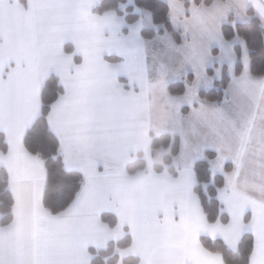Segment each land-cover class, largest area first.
<instances>
[{
    "label": "snow or ice",
    "instance_id": "1",
    "mask_svg": "<svg viewBox=\"0 0 264 264\" xmlns=\"http://www.w3.org/2000/svg\"><path fill=\"white\" fill-rule=\"evenodd\" d=\"M0 264H264V0H0Z\"/></svg>",
    "mask_w": 264,
    "mask_h": 264
}]
</instances>
